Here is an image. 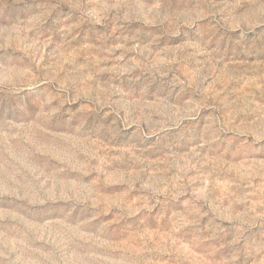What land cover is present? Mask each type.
Masks as SVG:
<instances>
[{
  "label": "rangeland",
  "instance_id": "rangeland-1",
  "mask_svg": "<svg viewBox=\"0 0 264 264\" xmlns=\"http://www.w3.org/2000/svg\"><path fill=\"white\" fill-rule=\"evenodd\" d=\"M0 264H264V0H0Z\"/></svg>",
  "mask_w": 264,
  "mask_h": 264
}]
</instances>
